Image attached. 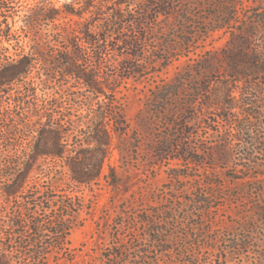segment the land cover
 Wrapping results in <instances>:
<instances>
[{
    "label": "rangeland",
    "instance_id": "rangeland-1",
    "mask_svg": "<svg viewBox=\"0 0 264 264\" xmlns=\"http://www.w3.org/2000/svg\"><path fill=\"white\" fill-rule=\"evenodd\" d=\"M116 3L0 1V7L6 8L0 31L9 35L0 40V60L12 62L22 56L39 60L34 46L40 41L46 48L43 61L58 64L65 56L76 61L79 70L94 76L106 94L99 98L75 76L41 64L28 78L36 94L32 104L29 98L27 104L19 103L24 92L21 85L4 89L0 99V216L18 214V199L26 197L30 186H54L57 191H50V196L70 194L76 202H84L72 222L68 245L72 257L59 264H104L115 243L130 248L146 239L149 227L142 224L146 216L159 221L171 208L181 207L194 211L191 223L200 222L202 213L186 200L203 196L212 208L205 215L207 240L194 247L196 262L264 264V0H178L171 16L152 12L149 0ZM34 12L54 19L41 16L31 31L26 21ZM116 12L124 15L126 30L120 35L107 31L109 40L97 43L108 46L98 65L93 59L96 51L82 40L83 32L87 27L98 38L96 32ZM131 14L142 22L134 34L126 23ZM127 35L139 41L136 64L142 70L128 80L120 64L129 51L118 42ZM79 51L86 63L75 55ZM52 68L55 75L49 79L47 71ZM167 90L175 94L164 103L161 98ZM58 104L60 112H69L76 121L88 122L104 106L124 116L101 177L90 187L72 185L63 160L41 158L35 165L40 171L30 175L27 189L7 200L2 192L6 176L18 172L21 154L40 142L38 132L45 119L38 121L37 112L48 110L51 115ZM183 117L190 118V136L185 140L179 128ZM82 130L87 133V126ZM107 131L111 133L110 126ZM83 137L81 132L73 133L61 146L91 150L83 145ZM185 144L188 151L183 153ZM176 174L187 177L177 179ZM240 240L248 247L237 248ZM6 242L0 239V246ZM181 252L176 248L174 253ZM134 256L123 253L126 260ZM156 257H150L156 264L187 260L172 263Z\"/></svg>",
    "mask_w": 264,
    "mask_h": 264
},
{
    "label": "trees",
    "instance_id": "trees-1",
    "mask_svg": "<svg viewBox=\"0 0 264 264\" xmlns=\"http://www.w3.org/2000/svg\"><path fill=\"white\" fill-rule=\"evenodd\" d=\"M0 1L6 2L7 0ZM177 1L149 0L148 7L155 14L171 16L174 11V4ZM125 2L127 0H117L116 4L122 5ZM135 6L137 5L135 4ZM4 12H6V8L1 6L0 17H3ZM41 16H44L47 20L54 19L53 16L34 12L26 21L29 30L32 31L36 28L37 21L40 20ZM3 18L5 19V17ZM123 18V14L116 12L112 21L102 24L100 31L96 32L99 33L98 38L92 36L93 34L89 33L90 30L87 27L85 28L82 40L85 45L87 44L93 48V51H96L93 59L98 65L102 64V56L108 46H98L97 43L109 40V36L105 34L107 31L120 35L123 29L126 30L123 25ZM126 23L133 27V31H131L133 34L136 32L134 29L142 25V22L134 19L132 14L128 20L126 19ZM4 31H0V40L3 36L9 37V35L3 33ZM118 42L129 51L127 60H123L120 64L121 71L128 73L126 79L128 80L141 74L142 70L136 64L140 58V46L137 37L127 35L119 38ZM183 42L188 44V41L183 40ZM45 50V45L40 41H36L34 54L40 58L39 60H31L26 56H22V58L12 62L0 60V99L6 93L5 88L19 84L24 91L19 96L21 97L19 98V103L25 105L27 104V98H29L28 101L32 104L31 99H34L36 94L31 88V83H28V78L38 64L48 68L54 65L61 71L62 75L75 76L79 81L83 82L87 91L96 94L99 98H106L104 90L101 89V83L94 76L79 70L76 61L65 56L58 64L54 61L52 65L50 61H43V58L47 56ZM81 53L80 51L75 52V55L82 58ZM82 59L86 63L84 58ZM69 66L73 70H69ZM55 71L53 68L49 69L47 73H50V75L48 74L47 77L49 79L54 78ZM244 73L237 72V74L246 75ZM48 89L45 85V90ZM174 94L173 90L163 92L161 101L167 103ZM61 109L62 106L58 104L51 109V115H49L48 110L43 113L37 112L38 121L45 119L43 128L38 132L40 142L36 143L29 152L21 154L20 170L18 172L14 170L9 176H6V183L2 187V192L7 200L16 198L20 192L27 189L30 175L36 170L40 171V169L35 168V165L41 158L63 160L64 165L70 169L72 185L90 187L101 177L104 164L109 157V150L113 145V135L118 134V128L124 123V116L115 112L113 108L104 106L88 122H82L73 120L72 115L67 111L60 112ZM61 118L63 120H58ZM70 120L71 122H69ZM189 120L190 118L183 117L180 121V136L183 140L190 136V131L187 127L190 123ZM19 125L22 128H27L26 123ZM85 125L87 126V133L82 132ZM108 126L112 129L111 133L107 131ZM77 132L83 133V145L86 143L87 146H91V150L84 148L69 150L61 146L63 140L69 141V137ZM186 145H183V153L188 151ZM195 161V163H198L197 160ZM49 173L52 172L49 171ZM175 176L177 179L187 177L180 174ZM1 179H3V176H0ZM53 187L30 186L26 192V197L17 198L20 203L18 214L0 216V239L3 238L7 241L0 246V264H59L62 259L72 257L71 248L68 246L70 245L72 222L75 216L83 209L84 202L82 199H78L79 202H76L77 198L70 194L68 196H50V191L52 193L57 191ZM186 201L195 208L196 212L202 213L200 222L191 223V219L195 217L194 211H184L181 207L171 208L170 212L160 218L159 221H155L153 219L154 216H146L142 219V224L149 228L147 237L141 242L142 244L126 248L120 242L115 243L114 248L109 250L111 254L104 260V264H131L132 261L134 264H156L150 258L152 254L155 257L157 256L156 258L163 257L164 262L175 263L177 259H187L184 264H198L194 247L207 240L206 234L209 233V230L206 227L205 215L210 212L212 207L203 196ZM179 210L182 211L180 212L181 214H175ZM18 239H21V241L18 242ZM247 245L246 241L240 240L236 246L237 248L245 249L248 247ZM176 248H179L182 254L175 255ZM131 251L135 255L134 258L126 260L123 257V253H132ZM157 263L159 264V262Z\"/></svg>",
    "mask_w": 264,
    "mask_h": 264
}]
</instances>
